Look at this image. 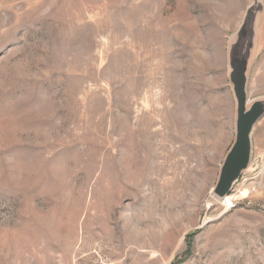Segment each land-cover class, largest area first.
I'll list each match as a JSON object with an SVG mask.
<instances>
[{"label":"rangeland","instance_id":"374dc122","mask_svg":"<svg viewBox=\"0 0 264 264\" xmlns=\"http://www.w3.org/2000/svg\"><path fill=\"white\" fill-rule=\"evenodd\" d=\"M250 6L253 100L264 0H0V264H264V116L211 196Z\"/></svg>","mask_w":264,"mask_h":264},{"label":"water","instance_id":"95a60500","mask_svg":"<svg viewBox=\"0 0 264 264\" xmlns=\"http://www.w3.org/2000/svg\"><path fill=\"white\" fill-rule=\"evenodd\" d=\"M237 32L231 37L227 50L228 79L235 101L234 140L219 167L211 196L226 198L241 176L249 170L252 159V132L264 116V98L250 100L247 92L248 73L255 49V18L252 6Z\"/></svg>","mask_w":264,"mask_h":264},{"label":"built area","instance_id":"2783aa9c","mask_svg":"<svg viewBox=\"0 0 264 264\" xmlns=\"http://www.w3.org/2000/svg\"><path fill=\"white\" fill-rule=\"evenodd\" d=\"M229 208L233 207V204H230L229 202H227Z\"/></svg>","mask_w":264,"mask_h":264},{"label":"bare ground","instance_id":"6f19581e","mask_svg":"<svg viewBox=\"0 0 264 264\" xmlns=\"http://www.w3.org/2000/svg\"><path fill=\"white\" fill-rule=\"evenodd\" d=\"M248 97H249V95H248Z\"/></svg>","mask_w":264,"mask_h":264}]
</instances>
